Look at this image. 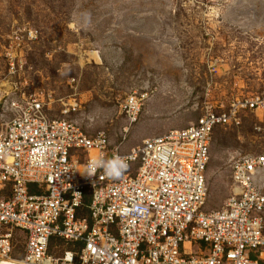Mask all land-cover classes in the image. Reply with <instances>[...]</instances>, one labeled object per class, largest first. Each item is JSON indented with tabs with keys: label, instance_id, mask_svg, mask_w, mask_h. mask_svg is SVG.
<instances>
[{
	"label": "built area",
	"instance_id": "built-area-1",
	"mask_svg": "<svg viewBox=\"0 0 264 264\" xmlns=\"http://www.w3.org/2000/svg\"><path fill=\"white\" fill-rule=\"evenodd\" d=\"M37 35L30 31L28 40ZM11 43L20 47L22 37ZM4 56L9 71L0 81V260L264 264V155L235 160L230 197L220 210H206L214 134L239 129L246 112L264 111V93L237 98L227 109L207 106L188 128L123 153L111 149L105 132L88 136L69 119L79 109L77 100L51 117L44 95H28L15 82L26 68L22 57L11 51ZM144 102L136 94L125 101L130 126ZM114 157L127 167L110 177L99 162Z\"/></svg>",
	"mask_w": 264,
	"mask_h": 264
},
{
	"label": "rangeland",
	"instance_id": "rangeland-1",
	"mask_svg": "<svg viewBox=\"0 0 264 264\" xmlns=\"http://www.w3.org/2000/svg\"><path fill=\"white\" fill-rule=\"evenodd\" d=\"M30 31L38 39L28 40ZM21 37L20 47L11 43ZM8 51L26 63L15 82L28 95H44L51 117L77 100L69 119L129 153L188 128L207 106L227 109L264 93V0H0V81ZM134 94L145 102L130 126L122 107ZM261 155L264 111L244 113L239 129L216 130L207 211L230 197L233 162Z\"/></svg>",
	"mask_w": 264,
	"mask_h": 264
},
{
	"label": "clouds",
	"instance_id": "clouds-1",
	"mask_svg": "<svg viewBox=\"0 0 264 264\" xmlns=\"http://www.w3.org/2000/svg\"><path fill=\"white\" fill-rule=\"evenodd\" d=\"M99 166L103 167L107 176L116 177L118 174H122L127 167V163L123 158L114 157L111 160H101Z\"/></svg>",
	"mask_w": 264,
	"mask_h": 264
},
{
	"label": "bare ground",
	"instance_id": "bare-ground-1",
	"mask_svg": "<svg viewBox=\"0 0 264 264\" xmlns=\"http://www.w3.org/2000/svg\"><path fill=\"white\" fill-rule=\"evenodd\" d=\"M0 264H16V263H13L11 261H2V260H0Z\"/></svg>",
	"mask_w": 264,
	"mask_h": 264
}]
</instances>
